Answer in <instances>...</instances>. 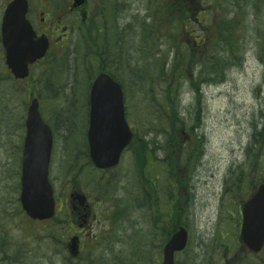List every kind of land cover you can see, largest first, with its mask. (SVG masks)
Segmentation results:
<instances>
[{
    "label": "rangeland",
    "instance_id": "obj_1",
    "mask_svg": "<svg viewBox=\"0 0 264 264\" xmlns=\"http://www.w3.org/2000/svg\"><path fill=\"white\" fill-rule=\"evenodd\" d=\"M130 1L132 4L129 7V15L127 11L122 13L120 19L118 18V23L124 25L126 20L130 22L129 36L131 40L129 53L131 54V60L128 62L120 60L119 63H108V70L117 73L118 76H121L123 83L127 84L124 90L127 89L129 91L128 96L133 100L137 138H145L150 141V147L154 151L152 156L154 158V166L159 164L160 186L154 187L156 191L147 188L149 192H145L143 187H141L142 185L139 182L134 165L133 144V149L130 148L126 152L122 165L110 178L112 184L117 182L118 185L113 197L122 196L123 193L130 196L128 192H132L134 195L145 193L146 198L149 200H156L163 204L167 197L164 191L173 188L168 178L166 179V184L170 185V187L164 185L166 175L170 176L171 174V168L167 172L165 168L169 165V161L176 160V170L183 171L181 178H186L191 189L187 221L194 228V231L201 233L205 227L208 228L205 221L206 215L202 212L201 206L208 201L210 193L211 195L218 194V190L226 186V179L233 177L231 169L234 164L232 160L238 158L239 161H246L247 156L243 157V154L250 143L252 123L257 121L258 127H260L264 122V88L259 90V83L264 81V63L258 56L261 47L259 43L264 46V22H260L264 19V15L262 14L258 17L255 14V9L248 10L245 0H204L202 6L198 5L197 15L194 18H199L201 25H197L191 20L193 23L189 24L187 28L189 33H184L181 39L177 40L179 38L178 33L172 41H168L162 38L158 39L155 36L159 33H166L168 28L172 29L174 26L173 22L169 24L163 23L160 27L161 21L158 20L154 21L151 26L153 37L150 39L148 37L142 38L146 29L141 28L136 19L142 20L146 18L147 22L150 21V17H146V11H148L147 6L150 5L151 7V1ZM63 2L64 0H55V6L61 7ZM158 3V1L155 2L156 7H158ZM163 7L164 2L159 5V13L162 12ZM222 9H225L227 13ZM151 11L154 12L153 5ZM200 11L202 12L199 14ZM136 12L140 14L138 15ZM122 16L125 17L121 18ZM226 19H230L233 22L234 28L231 40H234V37L237 36L238 46L234 53L229 55L227 42L223 44L215 41L214 45H210V51L215 53V45H218L219 49L226 50V53L224 52L225 57L242 63V66L228 68L221 82L206 83L202 87V93L199 94L190 89L187 80L180 79L181 83L179 85L176 84L177 88L173 95V102L177 116L184 121L185 125L183 128L188 130L192 123L198 122L193 134L201 136L205 132L206 137L204 143H198L201 152L199 161L186 164L187 153L184 151L187 145L179 152L173 148L155 150L157 145L164 146L167 138L162 133L158 134L152 131L154 127L162 126V128H165L166 125V122L163 121L160 126L158 117L163 108L164 92L162 93V91H164L166 83L160 80L157 83V81L154 82L152 80L158 79L160 71L156 68L157 66L166 62L164 64L166 69L168 66L176 64L177 61L174 60L175 54L186 56V50L195 46L193 45L195 39L205 41L207 36L213 35L214 27ZM71 25L72 27L74 26L73 22ZM75 38L76 35L72 32L70 39L72 43L67 52L75 51L76 53L73 52L71 54V60L68 58L65 67H63L60 82L59 69L51 70V76L55 81L53 89H45V85L39 79L35 88L30 89V92L27 91L28 87L25 88V85L30 80L17 85L20 90L14 88L13 80L7 79L0 83L1 86L8 87L7 91L1 90L3 95L2 99H0V198L6 191V198L11 197L14 202L12 187L18 183V180H15L13 176L17 177L20 167L19 157L24 137V102L27 100L29 93L32 92L39 98L40 113L53 132L55 154L53 166H51L50 181L57 192V196H59V206H62L63 198L67 193V190H64L67 177L73 173L77 175L79 172V165L82 164L80 156L84 149L82 136L86 125L89 80L83 75L79 76L80 73L87 71L84 68L76 67V64L85 61L86 57L84 56L82 44L77 38L75 41ZM211 44L213 43L211 42ZM149 49L153 50L152 55L147 54ZM157 60L161 63L157 66L151 64L147 72V67L139 74L134 71L137 75H134L132 69L127 68L128 66L125 65L129 63L132 66L135 65V67L142 68L145 64L155 63ZM219 63L221 64L222 61ZM41 67L42 65L34 66L31 73L40 78ZM122 70L125 73H122ZM187 70L189 71L190 68ZM85 76H88V74ZM90 76L93 77L94 73L92 72ZM53 95L56 96L53 97ZM27 106L28 103L25 105V111ZM66 122L69 124L66 125ZM201 125H203L202 128ZM66 126L73 131L67 132ZM180 136L182 137V134ZM196 141L194 137V142ZM250 154L252 153L250 152ZM165 157L166 161H164ZM153 161L149 159L145 168V174L148 177H151L150 167ZM68 163L74 165L72 166V172L65 176ZM72 164L69 165L71 166ZM187 165L190 167L188 166V168ZM254 165H256V161L252 159V162L244 168L247 169L241 178L242 181L248 178L255 181L257 177L264 176V161L258 163L257 172L250 169ZM184 167L187 171L186 173L184 172ZM106 180V177H102L99 182L103 184ZM124 182L125 185H123ZM153 182L155 183V181ZM100 184L96 185L94 183L91 188L87 189L90 197L95 196L102 199V197L97 195L100 192ZM122 186L126 187V189H122ZM243 186H246V184ZM174 191H176V187ZM181 193L185 196V189H182ZM111 202L112 199L105 198L104 200L103 198L97 207L98 213L106 215L108 212L107 208L111 205ZM153 208H155V205H153ZM63 213L64 210L62 209L57 219L63 218ZM144 215L145 212L142 208L135 209L130 216L133 220L132 226H128L125 223L112 226L102 219L99 224L96 222L92 226V236L88 237V245L85 248L88 262H93L94 258L101 254L104 258V261L101 262L106 264H126V262L132 261L136 255L132 246L131 236L126 240H117L113 237L110 248H106L105 244H107V237L112 234L116 237L118 235L125 237L132 234L135 229H139V234L142 238L144 237V239L148 240L144 241L143 239V245L145 242V246L142 249L140 247L142 239L138 235L134 236L133 244L137 250L138 259L133 261V264H157L158 260L160 262V245L162 242L157 234L159 229L158 227L152 228L148 226L144 222ZM38 226L32 233L24 227L22 230L11 228V224L6 222L7 235L12 238V241L18 243L17 250L20 251V256L17 258L18 264H62L60 259L64 251L62 242L67 231H62L60 236L58 235L61 230L56 236L54 234L56 228L61 229V221L57 222V220H54L51 224L42 221L41 225L39 223ZM91 243H93L92 246L90 245ZM113 246L116 253L112 251ZM11 253V251L7 252L8 257ZM2 257L3 255L1 254L0 264H13L2 260Z\"/></svg>",
    "mask_w": 264,
    "mask_h": 264
},
{
    "label": "water",
    "instance_id": "obj_2",
    "mask_svg": "<svg viewBox=\"0 0 264 264\" xmlns=\"http://www.w3.org/2000/svg\"><path fill=\"white\" fill-rule=\"evenodd\" d=\"M81 2L82 0H75V4ZM24 7L25 5L18 4V1L11 2L6 15L9 17L18 10L23 11L20 13L22 16ZM10 39H12L11 35ZM15 41L20 45H4L6 59L14 75L22 78L28 73V63L43 56L48 45H45L43 40H39L38 45H31L33 44L31 36L25 32ZM90 101L88 140L91 157L98 167L112 166L116 164L120 151L130 137L123 121L121 88L108 75L100 73L91 86ZM26 126L22 168L23 208L32 218L46 219L52 217L54 212L52 191L47 179L52 139L50 129L38 113L36 100H33L29 107ZM108 129L115 142L112 147H109L102 139ZM248 205L249 209L244 211L242 234L250 248L259 250L264 244V184L260 186ZM182 233L174 234L166 245L162 264H173V252L181 249L185 244L186 237Z\"/></svg>",
    "mask_w": 264,
    "mask_h": 264
},
{
    "label": "flooded vegetation",
    "instance_id": "obj_3",
    "mask_svg": "<svg viewBox=\"0 0 264 264\" xmlns=\"http://www.w3.org/2000/svg\"><path fill=\"white\" fill-rule=\"evenodd\" d=\"M28 12L27 19L30 22L35 33L44 34L48 37L50 44H57L62 38V34L58 30V22L63 11H60L58 15L55 14L53 9L54 0H27ZM10 0H0V45L3 16L5 9ZM193 2V1H192ZM104 0L97 2L96 18L100 21L101 26L99 32L100 35L104 33L103 27H105L106 20H103L106 13ZM80 11L79 9L77 10ZM85 12L84 17L89 18L91 12L89 9H83ZM117 13V10H112L111 13ZM57 19V20H56ZM197 21V19H195ZM62 27V26H61ZM113 28V25L111 26ZM53 42V43H52ZM195 46L201 44L194 42ZM125 117L129 124L130 120L134 118V111L132 105H125ZM131 127V126H130ZM82 164L79 165V177L72 178L68 176L67 181L70 185V191L75 192L81 189L82 181L85 178L87 166L86 161L89 159L88 154L84 152L80 156ZM73 165H71L72 167ZM101 175H105L107 178V184H111L110 178L115 172V168L106 170H98ZM253 190L250 188L249 193ZM247 188L243 193L237 192V188L233 186H225L223 191L218 194L210 193L209 199L201 206V210L206 215V224L208 228L201 233L190 232V241L185 251L179 252L178 259L179 264H264L261 254L251 252L247 249L245 244L241 240L240 225L242 221L241 205L244 199L247 197ZM215 199V200H214ZM187 201L189 198L186 199ZM70 208H68V215L71 218L67 219L68 226L72 229L73 233L78 232L81 234L89 235L87 229L92 224V221L96 219L93 207L80 206L76 199L70 201ZM97 198L95 203L98 204ZM4 204L7 206L6 202ZM10 203H8L9 205ZM92 204V203H91ZM14 211L21 213V204L15 196L14 199ZM93 206V204H92ZM180 210L186 211L187 207L180 206ZM113 215V214H112ZM6 222V211L0 205V226ZM5 232V229H3ZM6 238L4 237L0 243V248H6ZM81 242L79 247L81 248ZM68 262L69 259H66Z\"/></svg>",
    "mask_w": 264,
    "mask_h": 264
},
{
    "label": "trees",
    "instance_id": "obj_4",
    "mask_svg": "<svg viewBox=\"0 0 264 264\" xmlns=\"http://www.w3.org/2000/svg\"><path fill=\"white\" fill-rule=\"evenodd\" d=\"M166 15H167V18L170 20V21H174L178 15V5L177 3H175L174 1H169L168 4H167V8H166ZM219 29H223V26H219ZM262 50L263 48L260 47V54L258 55L259 56V59L261 61L264 62V54L262 53ZM218 52V51H217ZM217 58L219 57H216L214 58V61H211L208 65L206 66H203L201 67V70L199 71V75L201 76V74L203 73V71L205 70V74H210L211 72L212 73H216V74H219L222 69L224 68L225 64L223 63L222 61V64H220V60H217ZM63 59H56L52 56H49L47 58V62H46V69L48 68H51L52 70H54L55 68L56 69H59L60 70V65H59V62L62 61ZM102 68H105L107 67L106 64H101ZM108 68V67H107ZM210 69L212 71H210ZM184 71H187V67L184 66V68L181 69L180 72H177L175 73L174 71H172L170 74L168 75H158V77L160 76H163L166 80V83H167V91H166V99H164L163 101V104H164V108L162 109V113L167 115V119H169L172 115V108L168 111V108L166 107L168 104H169V100L170 98L172 97V94L174 93V91L176 90V84L178 85L179 83V79H182V78H186L184 76ZM89 72H91V69H89ZM189 79V81L191 82L192 86L196 87L197 84L194 80V78L192 77H187ZM173 91V93H172ZM175 126V125H174ZM175 128H173L174 130ZM264 134V126L261 128V130L259 131H254L253 133V140H252V144H251V147L249 148V150L251 149H256L257 147V144H258V149H260L261 147H264V135L262 137L261 140H259L257 137L258 135L260 134ZM259 140V141H258ZM146 151H147V144L146 142H143L138 148H137V158H138V164L139 166H143V164L146 162Z\"/></svg>",
    "mask_w": 264,
    "mask_h": 264
},
{
    "label": "bare ground",
    "instance_id": "obj_5",
    "mask_svg": "<svg viewBox=\"0 0 264 264\" xmlns=\"http://www.w3.org/2000/svg\"><path fill=\"white\" fill-rule=\"evenodd\" d=\"M67 124H69V123H67L66 122V125ZM67 127V132H71V131H73V130H71V129H69L68 128V126H66ZM66 135V134H65ZM263 135L264 134H260V135H258V139L259 140H261L262 139V137H263ZM102 139H104L105 140V143L109 146V147H112L114 144H115V142L112 140V137H111V133H110V130L108 129L106 132H105V135H103L102 136ZM252 140H253V136L251 137V139H250V141L252 142ZM258 140V141H259ZM154 142V141H153ZM157 147H161V145H157ZM84 153V152H83ZM82 153V154H83ZM258 155L259 156H263L264 155V148L261 150V151H259V153H258ZM69 164H72V163H68L67 164V166H66V174H65V176L67 175V174H69L71 171H72V167L69 165ZM72 165H74V164H72ZM156 166V165H155ZM157 166H159V164H157ZM156 166V167H157ZM123 185H125V182L123 183ZM128 194H130V195H132L133 196V201L137 204V207H141V206H143V205H145V203H146V194L145 193H143V194H139V195H134L132 192H128ZM128 264V263H127ZM129 264H133V261L132 262H130Z\"/></svg>",
    "mask_w": 264,
    "mask_h": 264
}]
</instances>
